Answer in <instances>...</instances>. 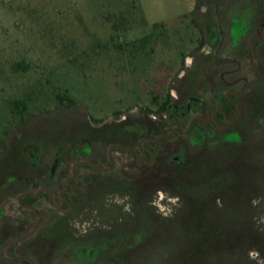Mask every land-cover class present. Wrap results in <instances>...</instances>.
Returning a JSON list of instances; mask_svg holds the SVG:
<instances>
[{
  "label": "rangeland",
  "instance_id": "obj_1",
  "mask_svg": "<svg viewBox=\"0 0 264 264\" xmlns=\"http://www.w3.org/2000/svg\"><path fill=\"white\" fill-rule=\"evenodd\" d=\"M137 1L141 15H137L130 30L120 35V40L128 43L151 35L155 33V23L166 24L167 39L165 43L152 44L155 51L149 46L144 54L125 59L113 48L108 52L103 49L111 30L100 13L108 0H0V176L9 171H30L25 150L31 145L37 146L42 166L48 167L63 146L67 157L86 142L96 153L106 155L109 146L122 139L112 130L149 121L144 108L151 106L153 95L163 96L169 88L174 98L201 93L202 74H195L191 84L181 81L195 65L197 69L206 62L209 52L214 54L218 49L206 44L195 51L200 33L192 24L186 26L190 21L184 16L191 14L197 0ZM223 41L226 47L230 37ZM247 50L245 45L238 53L243 64L250 58ZM180 52L185 54L183 58ZM17 63L25 69L15 71ZM182 66L185 71H180ZM211 73L216 76L215 71ZM220 88V92L226 91ZM64 92L74 99L73 104L58 103L56 94ZM211 96L209 90L203 99L210 100ZM249 97L248 118L252 106L257 110L264 108V89L257 88ZM20 100L26 103V111L21 105L16 110L23 115L14 116V104ZM177 123L186 126L181 120ZM232 128L245 132L243 141L237 142L236 147L213 143L197 163L204 160L216 174H227L231 163L235 164L236 156L229 155L233 148L245 156L250 154L253 167L242 170L244 178L240 182L244 190L259 191L264 185L262 129L251 124L243 129L237 120ZM237 137L235 132L228 135L232 141H237ZM169 144L171 156L181 153L186 160L199 157L198 147L192 146L187 137ZM113 155L128 159L118 152ZM159 188L147 196L151 205L137 204L132 216L124 215L104 233L108 243L102 245L97 264H186L184 242L190 227L187 211L182 209L173 217L178 200ZM93 192L90 189L89 194ZM108 200L117 208L128 201L119 195L108 196ZM260 203L255 221L264 233V197ZM122 211L129 214L125 207ZM79 221L70 225L72 241L57 234L40 242V264H96L89 258L88 248L85 252L78 249V244L88 238L91 226ZM85 245L89 247L90 243L86 241ZM70 246L72 255L65 258L64 251ZM250 259L252 264H264L260 253H251Z\"/></svg>",
  "mask_w": 264,
  "mask_h": 264
},
{
  "label": "trees",
  "instance_id": "obj_2",
  "mask_svg": "<svg viewBox=\"0 0 264 264\" xmlns=\"http://www.w3.org/2000/svg\"><path fill=\"white\" fill-rule=\"evenodd\" d=\"M100 14L104 24L108 25L111 30L103 49L107 51L113 48L121 58L137 57V54H144L149 46L151 51H155L152 44L165 43L167 39L166 24L155 23V33L151 35L128 43L120 40V35L130 30L136 23L137 15H141L137 0L130 2L108 0L105 10ZM184 18L190 21L186 26L192 24L199 30L200 36L195 51L200 50L206 44H210L211 47L218 46V49H215L214 54L207 55V60L203 65L197 66V69L195 65L188 73H185L181 81L190 83L195 79L194 75L200 73L203 75L200 82L201 90L206 88L210 90L211 78L219 77L226 69L225 62L229 58L230 50L227 52L229 48L224 47L225 41L223 40L227 39V36L230 37L232 54L235 59L243 50L245 43L250 52L248 38L264 27V0H197L195 9ZM180 55L183 58L185 54L180 52ZM20 64L14 65L15 71H19L20 68L25 69ZM214 68L216 70H213ZM180 71H185V68L182 66ZM211 71H215L216 76H213ZM257 88L260 91L263 90L264 84H257L251 91L255 92ZM170 89L163 96L153 95L151 106L144 108L145 115L150 117L149 121L144 124L139 122L136 126H132L133 128L112 131L125 139L130 129H134L140 143L149 134L152 136L157 133L161 134L163 127L171 129L172 117H177L179 113L182 115L188 109V100L193 94L174 98ZM217 98L219 103L225 106L229 103L225 95L218 94ZM56 100L60 104H66V101L67 104L74 103V99L66 92L57 93ZM21 105L24 107L23 111H26L24 100L16 101L13 108L14 116L23 115L16 110ZM247 107L248 103H245L239 120L243 124V129H248L246 127H250V124L255 125L257 130L262 129V136H264V108L257 110L255 106H252L248 118L246 117ZM152 116L155 120H152ZM240 134L241 137L238 136L237 141H232L228 135L222 137L213 135L212 132L200 128L196 123L185 137L189 139L192 146L198 147V153H200L198 158L195 156L186 160L184 154L182 156L180 153V161H176L169 153L166 156H160L155 167L138 161L134 170L129 168V171L133 173L132 178L115 174L96 178V184L91 186L94 192L89 194V201L86 204L89 207L91 219L90 232L87 240L85 239V242L90 243L88 247L90 259L97 264L102 245L108 243L104 233L111 230L113 225H107L103 220L113 218V212L116 210L123 213V207L119 209L110 204L108 196L119 195L123 198L128 195L127 202L134 205L133 211L135 212L137 204L146 207L153 203L147 196L155 192L158 186H161L159 190L163 189L178 200L179 207L176 208L177 211L173 217H176L182 209L189 212L188 214L186 212V216L190 221V227L184 242L186 264H252L250 254L253 252L260 253L264 258V233L260 232L261 228L255 221V210L257 205L260 206L261 199L264 197V185L259 191L244 190L243 183L240 182L244 178L241 174L242 170L248 171L253 167L252 155L245 156L243 152L239 153L233 148V152L229 155L236 156L233 160L235 166L231 163L227 174L225 172L216 174L210 168L211 164H204V160L200 165L197 163L199 158L206 156V148L213 143H217L218 146L227 144L236 147L237 142L243 141L245 132H240ZM171 139L163 140V142L169 145ZM134 181L138 183L135 184ZM166 186L169 188L167 189ZM242 191H246L243 196ZM83 205L85 201L82 195L78 208L81 209ZM123 216L124 213L121 218ZM115 220L120 221L118 217ZM85 242L78 244L80 251L83 250Z\"/></svg>",
  "mask_w": 264,
  "mask_h": 264
},
{
  "label": "flooded vegetation",
  "instance_id": "obj_3",
  "mask_svg": "<svg viewBox=\"0 0 264 264\" xmlns=\"http://www.w3.org/2000/svg\"><path fill=\"white\" fill-rule=\"evenodd\" d=\"M248 42L250 52L247 43L245 45L249 61L243 64L239 57L235 59L231 43L229 47L227 45V52L230 50V53L225 62L226 69L219 77L211 78V99H203V94L209 91L207 88L196 96L191 95L188 109L182 115L179 113L177 117H172V128L163 127L161 134H149L139 143L136 130L130 129L125 139L109 146L106 155L96 153L86 142L67 157L63 146L56 151L49 167L42 166L37 146H28L25 153L30 161V171H9L0 176V264H40L42 258L37 257V248L41 241L57 234L66 241L71 240L70 225L73 222L80 219V223L90 224L86 204L91 186L96 184L95 179L113 174L132 178L129 168L134 170L138 161L155 167L160 156L169 154L170 144H165L163 140L172 138V141L187 136L196 123L213 135L222 137L235 132L241 137L239 130L232 128L233 123L241 119L244 104L256 92L251 90L257 84H264V27L252 34ZM218 83L226 88L225 92H220ZM218 94L226 96L229 101L226 106L219 103ZM193 112L197 114L191 116ZM180 120L187 126H180L181 123H177ZM228 126H231L229 130ZM113 152L128 156V159L117 158ZM174 158L180 161L179 155H174ZM118 167L122 169L118 170ZM82 195L85 205L80 209L78 204ZM124 198L128 199V195ZM121 207L128 209L130 216L134 214L132 203L125 202ZM113 213L115 218L103 220L107 225L112 226L115 219L118 217L120 220L123 214L119 210ZM83 247L85 252L88 246ZM71 255L70 246L64 251V256Z\"/></svg>",
  "mask_w": 264,
  "mask_h": 264
},
{
  "label": "clouds",
  "instance_id": "obj_4",
  "mask_svg": "<svg viewBox=\"0 0 264 264\" xmlns=\"http://www.w3.org/2000/svg\"><path fill=\"white\" fill-rule=\"evenodd\" d=\"M253 255H255V254H253Z\"/></svg>",
  "mask_w": 264,
  "mask_h": 264
}]
</instances>
